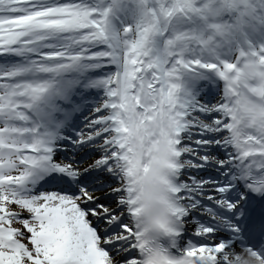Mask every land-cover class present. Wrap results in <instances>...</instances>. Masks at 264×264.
Segmentation results:
<instances>
[{
    "label": "snow or ice",
    "instance_id": "6c2138e0",
    "mask_svg": "<svg viewBox=\"0 0 264 264\" xmlns=\"http://www.w3.org/2000/svg\"><path fill=\"white\" fill-rule=\"evenodd\" d=\"M152 2L161 7L149 26L137 25L126 60L104 0H0V54L34 58L29 68L0 71V264H235L250 252L264 259V87L251 86L264 81V44L241 52L243 62L184 61L180 53L177 64L205 69L182 101L165 76L174 40L148 67L137 55L173 19L201 21L184 39L205 46L208 29L223 38L216 47L249 41L245 29L258 23L264 31V0ZM224 12L236 14L233 24L216 22ZM91 64L107 73V94L94 108L82 90L87 76L55 86L25 78ZM202 74L222 81V92L209 84L198 95ZM29 109L38 119L31 128ZM62 130L67 150L58 151ZM42 178L41 187L58 191H30L27 181Z\"/></svg>",
    "mask_w": 264,
    "mask_h": 264
},
{
    "label": "rangeland",
    "instance_id": "374dc122",
    "mask_svg": "<svg viewBox=\"0 0 264 264\" xmlns=\"http://www.w3.org/2000/svg\"><path fill=\"white\" fill-rule=\"evenodd\" d=\"M143 2V8H140V3ZM126 3V4H125ZM161 7V5L152 2V0H116V3H114L113 11L110 17V24H111V30L115 32V34L118 37L119 44H120V49L122 51V47L124 46L126 42V38L131 35L132 32L135 31L136 27L138 24H147L149 25L150 19H155L154 17H151L149 14L153 12V10L158 9ZM230 17L228 19L222 20L219 23H226V24H233L234 23V18H235V13H229ZM201 21L199 20H194L190 21V25L194 27V30H198L201 27ZM131 25L132 30L129 32H126L125 29ZM187 26H189L187 22ZM259 24L257 23V29L259 30ZM169 30V27H168ZM168 30L163 34L159 36V48L160 52L164 54L166 47H167V41L168 40H174L177 41L178 44H175L173 47L168 49L172 54L168 55L166 57V67L167 71L165 72L168 77L167 83L170 81V75L173 76L174 78L170 82V88H174L175 84L177 83L178 78H183L185 81L190 83L191 78L193 77L188 70L184 69L183 64H177L176 61L181 59V56L179 55L180 53H184L183 55V60L184 61H196L200 60L202 55L204 53H207L209 59L207 60V57H203V61L206 63H214L212 60L214 57H217V54L220 53H227L228 52V46H230L227 42H224L222 46L220 47H215V48H208L205 45L200 44L196 40H190L192 44L190 46H186L187 44L181 46L180 41H181V27L180 25L177 26V29H175L172 32V37L169 38L168 35ZM210 29L205 30L203 32V38L208 35ZM245 31H248L250 35H253V32L251 29H245ZM264 32V31H263ZM195 34H199V32H196ZM179 38V39H177ZM240 38V37H239ZM219 39L222 41L223 38L219 36ZM236 40V39H235ZM264 43V41H263ZM261 44L257 46V48H261ZM259 50V49H257ZM193 56V58H191ZM4 55L0 56V71H11L12 67H14L13 70H16L18 67L20 68H29L31 64L33 63V56L31 55L30 58H26L23 62L20 61V65L14 64L12 65L13 62H8L3 59ZM189 68V67H188ZM186 68V69H188ZM101 70V73H94L93 70ZM61 73L63 74H68V78L71 79H76L79 78V80H83L85 76L88 77L87 83L84 84L85 87H88L90 84L91 85H97V89L94 90V92L101 91L103 96H101L100 100H103L104 96L107 94L106 89L103 87L102 81L104 79V76L107 74L106 71L103 70L102 65L98 64H91L85 72H78L75 68L68 69L66 71H62ZM56 75L57 73H36V72H27L25 73V78L30 79V80H38L41 83L44 82H51L53 77L52 75ZM197 82V81H196ZM211 84V82H208L206 84H203V87L201 88L200 92L198 93L199 95H202L203 92H206L208 90V86ZM213 84H211L212 86ZM95 105L93 106V108ZM92 113H89L88 115H91ZM87 115V116H88Z\"/></svg>",
    "mask_w": 264,
    "mask_h": 264
},
{
    "label": "bare ground",
    "instance_id": "6f19581e",
    "mask_svg": "<svg viewBox=\"0 0 264 264\" xmlns=\"http://www.w3.org/2000/svg\"><path fill=\"white\" fill-rule=\"evenodd\" d=\"M145 26H149V25H147V24H144ZM136 39V29H135V31L134 32H132L131 33V35L130 36H128L127 38H126V42H125V44H124V46L122 47V53H123V55L125 56V59L127 60V58L129 57V55L131 54V52L133 51V47H132V45H133V41ZM154 39H155V46H153V44L152 43H147L146 44V49L148 50V51H146L145 52V54L144 55H140L139 53L137 54L138 56H139V59H140V62H141V64H144V66L145 67H148V65H147V61L149 60V59H152L153 61L155 60V58L158 56V55H162V53L160 52V48H159V36H155L154 37ZM255 39H259V38H255ZM264 39V38H263ZM249 40H250V38H249ZM242 42L240 41V42H237L236 43V46H238L239 44H241ZM246 45H248V48H249V50L251 49V47L253 46V45H251V44H246ZM243 46L245 47V44H243ZM255 48H256V46H255ZM254 48V49H255ZM260 50V49H259ZM258 50V51H259ZM245 48H243L242 47V49L241 50H239V49H235V51L233 52V55H232V57L231 58H229V53L228 54H223L222 53V58H226L228 61H231V60H233V62H235V61H237V60H241L242 62H243V59H242V57L240 58V59H236V58H234L235 57V55H236V53H239V54H241V52H243V53H245ZM258 51H254V52H258ZM153 66H155V64H153ZM192 69H193V74L194 75H196V72H195V69L193 68V67H191ZM137 70H139V69H137ZM198 72V71H197ZM165 75H167L166 73H165ZM174 77L173 76H171L170 75V81H169V83H168V85H169V90L170 91H172V90H174L175 91V88H170V82L172 81V79H173ZM214 80H216V78L214 79ZM252 83H254V82H252ZM177 86V85H176ZM185 86H187V83H185V82H182V87H183V91H182V95L183 96H181L180 98H179V100L180 101H182L183 99H184V97H185ZM217 87L221 90V92H222V89H223V86H221V84H218V80H217V83L214 81V83H213V85H212V88H213V90L215 91L216 89H217ZM83 90V89H82ZM83 92H85L84 90H83ZM86 93H89V96H93V98H94V100L96 101V99L97 98H101V96H103L104 94H102L101 93V91H98V92H94V91H89V92H86ZM204 93V92H203ZM203 93H202V95H203ZM94 104H95V102H94ZM85 127H89V126H87V125H85ZM81 131H83V129H81ZM61 159H63V157L61 158ZM40 188H41V186H39ZM43 188H46V186H44ZM46 189H49V188H46ZM240 256H241V258L240 259H238V261H245L247 264H264V259H262V258H259L255 253H253V252H250V253H248V254H244V253H241L240 254Z\"/></svg>",
    "mask_w": 264,
    "mask_h": 264
},
{
    "label": "trees",
    "instance_id": "16d2710c",
    "mask_svg": "<svg viewBox=\"0 0 264 264\" xmlns=\"http://www.w3.org/2000/svg\"><path fill=\"white\" fill-rule=\"evenodd\" d=\"M40 2H41V3H51L52 0H40ZM83 2H84V3H87V4H94V3H95V0H83ZM110 6H111V7H114V2H113V0H104L103 7L105 8V10H107ZM223 15L226 16V12H224ZM223 15H222V16H223ZM187 22H188L187 20H185V21H180V20H178V19H173V20L171 21V24H170V26H169V30H168V31H169L170 33H172V31L175 30L176 26H177V25H180V26L182 27V31H183L184 36H185V34H187L188 36H191V34H192V30L187 28ZM183 41H184V42H183L184 44H187L190 40H188V39H184ZM24 53H25V52H20V53H17V52H11V53H7V54L10 55V56L21 57V56H23ZM1 55H4V54H0V56H1Z\"/></svg>",
    "mask_w": 264,
    "mask_h": 264
},
{
    "label": "clouds",
    "instance_id": "9594fccd",
    "mask_svg": "<svg viewBox=\"0 0 264 264\" xmlns=\"http://www.w3.org/2000/svg\"><path fill=\"white\" fill-rule=\"evenodd\" d=\"M204 41L206 42V46L208 48H215L217 45L221 44L219 35L213 32L212 30H210L208 35L204 37ZM174 44H178V42L174 41ZM251 86L255 88L264 87V81L257 80L256 82L252 83Z\"/></svg>",
    "mask_w": 264,
    "mask_h": 264
}]
</instances>
